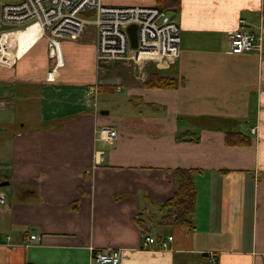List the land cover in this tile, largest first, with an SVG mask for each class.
Returning <instances> with one entry per match:
<instances>
[{
    "label": "crops",
    "instance_id": "1",
    "mask_svg": "<svg viewBox=\"0 0 264 264\" xmlns=\"http://www.w3.org/2000/svg\"><path fill=\"white\" fill-rule=\"evenodd\" d=\"M169 19L177 58L130 81L98 80L116 62L95 70V38L60 39L58 66L39 32L1 58L0 264H89L90 250L109 249L118 264H264V0H180ZM239 27L258 36L255 51L229 52ZM152 73L177 87L144 88ZM122 84L125 113L105 119L86 90ZM227 133L245 144L226 145ZM176 169L196 172L189 229L159 224Z\"/></svg>",
    "mask_w": 264,
    "mask_h": 264
},
{
    "label": "built area",
    "instance_id": "2",
    "mask_svg": "<svg viewBox=\"0 0 264 264\" xmlns=\"http://www.w3.org/2000/svg\"><path fill=\"white\" fill-rule=\"evenodd\" d=\"M30 24L38 28V39L45 40L49 58L58 66L60 63L59 40H76L83 31L94 32V55L97 63L131 62L139 70L148 63L169 64L178 56L179 31L177 25L165 12L155 6H106L100 0H16L15 3L0 5V26L9 27L0 32V42L5 35ZM129 25L135 26L136 46L131 48L125 32ZM229 52L243 54L257 49L258 36L244 27L228 34ZM13 45V44H12ZM10 41L5 45L9 51ZM0 58V62H3ZM96 88L89 87L87 95H95ZM99 139L107 143L115 139L111 128H101ZM3 197L0 196V201ZM34 240V236H29ZM141 244L150 245L153 237L141 236ZM171 237L157 241L164 249ZM119 250H90L89 264H118ZM207 264H215L209 257Z\"/></svg>",
    "mask_w": 264,
    "mask_h": 264
},
{
    "label": "trees",
    "instance_id": "3",
    "mask_svg": "<svg viewBox=\"0 0 264 264\" xmlns=\"http://www.w3.org/2000/svg\"><path fill=\"white\" fill-rule=\"evenodd\" d=\"M180 0H154V6L174 17L179 10ZM144 88L151 89H175L178 85L177 80L160 76L157 73L150 74L141 84ZM132 105H140L131 100ZM226 145H244L236 139V135L227 133L224 137ZM193 170L176 169L174 170L175 189L172 196L163 202L158 210L160 214L159 224L162 227L178 226L189 229L191 226L190 218L194 212L195 192L193 189ZM142 228V225H140ZM143 229H141L142 231Z\"/></svg>",
    "mask_w": 264,
    "mask_h": 264
},
{
    "label": "rangeland",
    "instance_id": "4",
    "mask_svg": "<svg viewBox=\"0 0 264 264\" xmlns=\"http://www.w3.org/2000/svg\"><path fill=\"white\" fill-rule=\"evenodd\" d=\"M114 1L123 2V3L132 2L131 0H114ZM15 2H16V0H0V5L15 3ZM167 15L169 16V14H167ZM24 35H26V34H24ZM21 36H23V35H21ZM92 39H94V32L92 29L87 28L83 31V33L81 34L78 41L90 42V41H92ZM17 40H19V43H20V35H15L12 40H9L11 42V45H12V43L14 45V48L12 47L13 45L10 47L11 49H15L17 47ZM6 44H7V42H4V46ZM178 52H179V48H178ZM7 54L8 53L6 52L5 56ZM94 62H95L94 67L96 70L97 63L95 60H94ZM148 64L154 65V63H148ZM160 64L161 63H159V69L164 68V66L163 65L160 66ZM144 66H142L141 67L142 70L139 71V68L137 66L134 67V65L131 62H119V61H117L115 63V66L110 68V70L107 69L106 71H104V70H101L99 68V71L97 72L100 75L98 80L102 81L103 79H113L115 77H119V78H122V81L123 80L130 81V80L135 78V73L137 74V72H140L139 75H141V71H143ZM103 68L106 69V67H103ZM103 72L105 73L104 76H103ZM125 90H126V87H125V85L122 84V88L118 91H115V90H112L109 92L99 91L97 94H95L96 109L99 112L101 111L102 113H105V112L108 113L107 115L103 116L105 119H111V117L118 116L119 114L125 113L126 100H127Z\"/></svg>",
    "mask_w": 264,
    "mask_h": 264
},
{
    "label": "bare ground",
    "instance_id": "5",
    "mask_svg": "<svg viewBox=\"0 0 264 264\" xmlns=\"http://www.w3.org/2000/svg\"><path fill=\"white\" fill-rule=\"evenodd\" d=\"M38 28L36 27L35 24H30L22 29H19V30H16V31H13L12 33H9L7 35H5L4 38L1 39V42H0V58H2L6 51H5V46H4V42H7L9 40H12L13 37L15 35H24V34H31V33H38Z\"/></svg>",
    "mask_w": 264,
    "mask_h": 264
},
{
    "label": "water",
    "instance_id": "6",
    "mask_svg": "<svg viewBox=\"0 0 264 264\" xmlns=\"http://www.w3.org/2000/svg\"><path fill=\"white\" fill-rule=\"evenodd\" d=\"M10 30L9 27H5V26H0V32L1 31H8ZM127 37H128V41H129V46L131 48H135L136 46V38H135V26L134 25H129L126 30H125ZM6 185L5 183L0 184V187Z\"/></svg>",
    "mask_w": 264,
    "mask_h": 264
}]
</instances>
